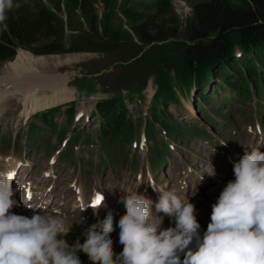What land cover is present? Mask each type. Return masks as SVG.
I'll list each match as a JSON object with an SVG mask.
<instances>
[{
    "label": "rangeland",
    "instance_id": "374dc122",
    "mask_svg": "<svg viewBox=\"0 0 264 264\" xmlns=\"http://www.w3.org/2000/svg\"><path fill=\"white\" fill-rule=\"evenodd\" d=\"M103 1L95 0L93 4L96 16L101 20V23L92 27L81 13V0H13L14 4L18 5V7H14L9 11L6 14L7 17L13 10L20 7L27 8L30 11H34L39 7H45L61 21L63 30L59 37L60 53L44 54L40 52L41 49L38 47H17L15 58L10 62L0 65V76L4 74L3 71H5L7 66L14 65L20 54L25 52L29 56L43 58L45 59L44 61L49 60L48 64L45 65V69L39 67V70L48 74L45 75L46 82L41 87V90L42 88H47V90L45 89L41 92H46L48 95L54 92H60L61 94L66 92V94L59 102L57 101L52 105H46L43 102L41 103L42 107L34 111L30 107L31 105L27 106L24 104L25 101L19 94L6 96L1 104L2 107L0 106V111L2 109L0 112V127L4 129L5 133H11V125H19V121L24 122L25 119L32 118L38 111L48 109L49 107H51L50 109L64 107L62 112L57 115L58 122L64 123L66 117L63 111L70 104L76 102L80 106H84L81 109L87 111L91 103L89 101L103 100L114 95L119 96L120 93L118 92H121L122 88L126 90H122L121 97L127 109L131 111L133 118L136 120L141 117V119L145 120L149 118L148 106L153 105L152 101L161 86H163V89L172 86L178 94L182 86H186L187 83L195 84L198 87V79L203 78V86L201 88L198 87L197 91H192L189 97L196 104L198 96L202 91L205 95L209 90L212 91L216 84L224 83V81L211 77L212 68L210 63L201 67L198 66V71L191 70L186 63L187 50L195 44L191 39L194 34L193 29L197 23L193 6L209 0H167L171 4L178 21L175 27L176 32L173 34L172 31L169 35H165L162 40L152 43H143L139 39L131 24L121 16L120 9L125 6L145 13L150 11L154 3L161 0H112L115 14H111L106 10L107 8ZM221 1L225 5L228 4L236 9H242L247 6L246 0ZM3 28L4 26L0 25V34H2ZM172 29L173 26L170 25L169 30ZM241 39L239 36H233L230 48L233 54L232 57L238 61L240 66L245 67V63L249 59L255 58L257 50L254 48H244L242 46L243 42L241 41L240 43ZM230 70L227 69L226 71L235 77V74L231 73L233 71ZM62 77H65V79ZM5 85L8 84L5 83ZM129 86L135 88V90H127ZM38 88L40 89V87ZM27 90L28 87L24 85V88L15 89L13 92L20 93ZM153 94L154 96L152 97ZM222 95L225 94L223 93ZM43 96L46 95L43 94L41 97ZM138 101L143 102L136 106L135 104ZM194 103L192 107H194ZM178 104L180 105L171 104L170 113H174L175 115L177 113L184 121H192L197 125L198 121L195 119L198 118V115H195L191 107H189L191 104L185 103L181 98ZM228 113L229 111L227 110L221 111V114L225 116ZM97 121L101 122L99 118ZM91 123L85 124L84 119H81L74 122V127L87 128ZM8 125H10L9 130H7ZM19 127H22V125ZM210 131L213 132L212 130ZM24 139H22V142H24ZM40 142L47 145V140L44 138ZM183 148L184 154L174 151L177 155L169 157V160L172 161L169 170V180L171 182H175L181 176L186 162L193 163L199 159L198 157L202 156L211 157L209 143L202 142L197 138L186 141ZM131 151L139 153V150L134 151L131 149ZM2 153L0 151V154ZM163 157L164 151L157 146L153 151V158L151 159L154 168L157 167L156 163H160V167H164ZM68 160L71 165H74L73 158H69ZM83 165L89 169H96L92 162H83ZM58 169L60 177L66 176V171H63L60 167ZM134 175V172L123 173L126 187L135 188ZM212 188L198 195V200H209L208 194L211 193ZM59 217L63 220L64 228L66 227L65 232H68L61 238L70 246L74 245L77 240L83 244L85 233L98 222L87 219H71L63 215H59ZM200 226L202 225L200 224ZM207 226L200 229L202 235L207 230ZM169 227H174V225L170 223L163 228L167 229ZM111 236L114 241V252L119 254L123 251V246L119 244L118 223L116 230ZM78 255L82 264H91L87 255L82 252ZM181 259H183V255Z\"/></svg>",
    "mask_w": 264,
    "mask_h": 264
},
{
    "label": "clouds",
    "instance_id": "9594fccd",
    "mask_svg": "<svg viewBox=\"0 0 264 264\" xmlns=\"http://www.w3.org/2000/svg\"><path fill=\"white\" fill-rule=\"evenodd\" d=\"M14 7L13 0H0V25L7 27L6 14ZM233 171L235 180L212 205L202 236L195 205L174 190L148 184L159 193L156 213H164L174 225L165 229L163 217L153 214L151 199L121 188L126 214L118 222L119 254L113 247L117 224L111 211L85 233L83 244L77 240L70 246L61 238L68 232L59 216L31 206L30 218L13 213V191L0 180V264H82L81 252L91 264H264V152L246 150ZM103 202L97 193L82 212Z\"/></svg>",
    "mask_w": 264,
    "mask_h": 264
},
{
    "label": "trees",
    "instance_id": "16d2710c",
    "mask_svg": "<svg viewBox=\"0 0 264 264\" xmlns=\"http://www.w3.org/2000/svg\"><path fill=\"white\" fill-rule=\"evenodd\" d=\"M81 1L80 10L87 23L92 27L100 24L101 20L96 16L93 7L95 0ZM103 2L106 10L115 14L112 0ZM246 5L245 8L236 9L225 5L221 0H209L193 6L197 23L191 39L195 44L188 48L186 56V63L191 70H197L198 66L210 63L211 77L226 83L243 80L246 77L259 78L260 69L264 68V0H246ZM120 13L131 24L143 43L158 42L170 32L173 31V34L176 32L178 21L167 0L154 3L150 11L145 13L125 6L120 9ZM5 23L7 27H4L0 34V65L15 58L17 47H38L44 54L60 53L59 37L63 24L45 7L36 8L34 11L20 7L8 15ZM170 25L173 26L172 30H169ZM235 35L242 38L240 43L243 42L244 48L257 50L255 58L249 59L245 67L240 66L232 57L230 44ZM227 69H231L235 77L230 75ZM235 78L237 80H234ZM197 84L198 87L203 86L204 79L199 78ZM189 85L191 84L187 83L186 87ZM162 87L155 95L151 110L155 121L162 122L161 118H166L163 120L170 122L174 120V116L167 111L177 98L172 86L164 89ZM127 90L135 88L129 86ZM121 92H118L119 96H112L100 102L98 110L103 122L104 136L111 134L127 140L128 136L133 138L134 127ZM160 106L162 108L158 109ZM167 122L162 123L167 125Z\"/></svg>",
    "mask_w": 264,
    "mask_h": 264
},
{
    "label": "bare ground",
    "instance_id": "6f19581e",
    "mask_svg": "<svg viewBox=\"0 0 264 264\" xmlns=\"http://www.w3.org/2000/svg\"><path fill=\"white\" fill-rule=\"evenodd\" d=\"M44 60L45 59L43 58H35L34 56L31 55L29 56V54L22 52L20 56L17 58V61L15 62L14 65L11 66L9 65L5 68V71H3L4 74L0 76V106L3 102V99L6 98V96H12V95L14 96L18 94L25 101L24 104H26L27 106L31 105L30 107L33 109V111L35 109L41 108L42 107L41 103L43 102L46 105H52L57 101L59 102L60 100L63 99L64 95L66 94L65 91H62L65 92L62 94L60 92H54L51 95L46 94V92L45 93L41 92L42 90L45 89L47 90V88H42L41 90V87L46 82L45 75H48L44 71L39 70V67L41 69H45L46 67L45 65L48 64L49 60L47 61ZM62 78L65 79V77ZM3 82H5L8 85H5V83L3 84ZM24 85L28 87L27 91L25 92L22 91L20 93L13 92L15 89L24 88ZM38 87H40V89ZM10 89L11 91H9ZM43 94H45L47 97L46 96L41 97ZM223 189H224L223 186L212 189L211 193L208 194L209 200H204V199L199 200L201 206L208 209L209 212L212 213V205L217 202ZM201 225L202 226L200 229H203V227L206 228V225L203 224ZM200 235L202 236L201 233Z\"/></svg>",
    "mask_w": 264,
    "mask_h": 264
}]
</instances>
